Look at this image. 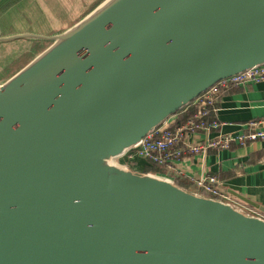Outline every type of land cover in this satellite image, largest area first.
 Returning a JSON list of instances; mask_svg holds the SVG:
<instances>
[{"label": "water", "instance_id": "obj_1", "mask_svg": "<svg viewBox=\"0 0 264 264\" xmlns=\"http://www.w3.org/2000/svg\"><path fill=\"white\" fill-rule=\"evenodd\" d=\"M16 40L49 45L0 83V264H264V217L116 161L264 65V0H102Z\"/></svg>", "mask_w": 264, "mask_h": 264}, {"label": "crops", "instance_id": "obj_2", "mask_svg": "<svg viewBox=\"0 0 264 264\" xmlns=\"http://www.w3.org/2000/svg\"><path fill=\"white\" fill-rule=\"evenodd\" d=\"M215 103L214 114L220 122V130L214 135L243 132L248 129V122L264 118V81L230 86L218 94ZM186 111L191 110L187 108ZM178 119L176 114L170 118L169 123L174 126L180 123ZM199 137L200 134H197L186 138V141L197 140ZM179 147H184V143H180ZM147 164L139 160L137 170L146 172ZM171 165L172 168L158 167L155 173L170 175L180 186L193 192L200 191L198 180L216 175L220 189L230 198V202L247 213L264 217L263 212L238 197L243 196L264 206V140L245 145L234 144L229 149H212L202 154L186 151L181 158L173 159Z\"/></svg>", "mask_w": 264, "mask_h": 264}, {"label": "built area", "instance_id": "obj_3", "mask_svg": "<svg viewBox=\"0 0 264 264\" xmlns=\"http://www.w3.org/2000/svg\"><path fill=\"white\" fill-rule=\"evenodd\" d=\"M264 81V65L219 80L205 93L196 98L188 107L190 115L183 122L171 125L168 119L161 127L143 138L136 146L127 150L116 161L137 170L141 159L147 163H156L162 167H173V159H179L186 151L202 154L208 151L229 149L234 144L245 145L256 140H264V118L251 120L246 124L247 130L234 133H217L220 122L215 116V104L218 94L233 85L258 83ZM200 134L199 139L186 141V138ZM201 135L203 137L201 138ZM184 143V147H179ZM139 171V170H138ZM199 193L218 199L227 200L226 194L219 187L216 175L206 176L197 181Z\"/></svg>", "mask_w": 264, "mask_h": 264}, {"label": "rangeland", "instance_id": "obj_4", "mask_svg": "<svg viewBox=\"0 0 264 264\" xmlns=\"http://www.w3.org/2000/svg\"><path fill=\"white\" fill-rule=\"evenodd\" d=\"M1 1V0H0ZM24 0H19V4L14 8L15 4H9L4 9H8L5 15L9 16L13 11H19L23 6ZM36 2V0H34ZM102 0H37V14L28 19H20L16 15L10 17L8 20H3L8 26V33L35 31L45 34H54L61 32L67 27L71 26ZM19 7V8H18ZM3 9V10H4ZM22 11V10H21ZM20 11V12H21ZM18 12V13H20ZM32 15V16H33ZM17 46L11 51L10 45L0 48V83L5 81L25 64H27L35 55L41 52L49 45V42L43 41H18ZM146 162V160L141 159ZM230 200V198H226Z\"/></svg>", "mask_w": 264, "mask_h": 264}, {"label": "trees", "instance_id": "obj_5", "mask_svg": "<svg viewBox=\"0 0 264 264\" xmlns=\"http://www.w3.org/2000/svg\"><path fill=\"white\" fill-rule=\"evenodd\" d=\"M39 4L37 3V0L36 2L34 0H25V3L23 4V6L20 8V10L18 12H21L20 13H15L14 16L16 15L18 18L20 19H28L30 17H27L29 15H31V18L33 19V17H35L36 15H33L34 13L37 14V6ZM13 6V5H12ZM15 12V11H14ZM33 15V16H32ZM4 20V19H3ZM2 20V21H3ZM3 23V24H2ZM0 24V27H3L4 31L5 29H8V26L7 24H5L4 22H2ZM3 25H6V26H3ZM5 32H8V31H5ZM216 107V103L212 105V108H215ZM187 108H184L182 109L180 112L177 113L178 117H179V121L180 122H183L187 119V117L190 115L191 111H186ZM158 167H162L156 163H151V164H147L145 165V170H147L146 172H152V173H155L156 171H158Z\"/></svg>", "mask_w": 264, "mask_h": 264}, {"label": "flooded vegetation", "instance_id": "obj_6", "mask_svg": "<svg viewBox=\"0 0 264 264\" xmlns=\"http://www.w3.org/2000/svg\"><path fill=\"white\" fill-rule=\"evenodd\" d=\"M25 3V0L23 1V4ZM19 8V7H18ZM9 9V8H8ZM7 8L2 10L0 12V24L3 22L2 20L5 19V20H8L10 17L14 16L15 13H17L18 11L15 10V12L12 10V14H10L9 16L5 15V13L7 12L8 10ZM3 24V23H2ZM3 26H6V25H3ZM3 28V27H2ZM5 31H8V29H5ZM18 41L20 40H16V41H13V42H9V43H1V48H3L4 46L7 47L8 45H10V48H8L9 50H13L15 48V46L19 45L18 44Z\"/></svg>", "mask_w": 264, "mask_h": 264}]
</instances>
